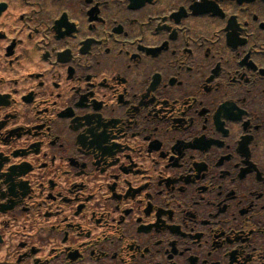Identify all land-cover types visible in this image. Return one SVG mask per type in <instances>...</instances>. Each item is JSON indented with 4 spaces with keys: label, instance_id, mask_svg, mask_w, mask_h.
<instances>
[{
    "label": "flooded vegetation",
    "instance_id": "obj_1",
    "mask_svg": "<svg viewBox=\"0 0 264 264\" xmlns=\"http://www.w3.org/2000/svg\"><path fill=\"white\" fill-rule=\"evenodd\" d=\"M0 264H264V0H0Z\"/></svg>",
    "mask_w": 264,
    "mask_h": 264
}]
</instances>
